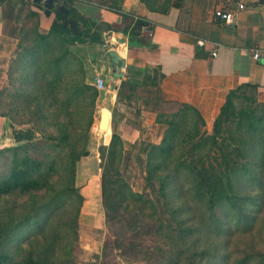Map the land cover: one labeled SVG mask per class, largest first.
Instances as JSON below:
<instances>
[{"label":"trees","instance_id":"16d2710c","mask_svg":"<svg viewBox=\"0 0 264 264\" xmlns=\"http://www.w3.org/2000/svg\"><path fill=\"white\" fill-rule=\"evenodd\" d=\"M81 2L121 11L123 0ZM143 3L166 14L174 0ZM31 5L45 12L42 3L23 1L18 16ZM64 6L69 13L56 12L48 33L40 30L41 13L29 8L9 70L15 93L0 90V115L11 122L14 141L0 149V264H75L84 203L77 168L88 155L103 94L75 50L76 38L88 34L74 19L77 0ZM69 19L75 31L65 26ZM145 26L139 21L131 35ZM157 82L156 72L144 73V84ZM240 91L228 95L212 132L192 105L159 114L166 130L148 152L145 176L155 198L135 192L124 178V144L113 134L102 175L104 204L110 215L117 211L154 228L161 253L149 248L146 264H264V106ZM5 95L15 103H3ZM241 99L249 104L239 107ZM18 110L30 117V128H15ZM22 255L24 261H16Z\"/></svg>","mask_w":264,"mask_h":264},{"label":"crops","instance_id":"0c3cea01","mask_svg":"<svg viewBox=\"0 0 264 264\" xmlns=\"http://www.w3.org/2000/svg\"><path fill=\"white\" fill-rule=\"evenodd\" d=\"M23 1L35 3L0 0V90L7 85L20 43L27 14L24 11L18 16ZM173 4L166 14L151 12L143 0H123L121 11L80 3L75 7L79 16L74 19L83 34L88 33L76 38V46L98 45L89 48L91 52L84 58L90 78L101 76L107 83L101 100L110 113V130L121 137L124 155L143 152V160L153 145L162 142L166 127L158 123L159 114H172L184 104L192 105L202 113L206 129L212 132L232 91L241 90L240 95L264 106V57L253 58L254 50L264 51V0H174ZM29 8L39 11L33 5ZM217 9L232 12L234 22L217 19ZM39 12L40 30L48 33L57 11L50 16ZM141 20L148 26L140 35H131ZM100 23L114 37L127 41L118 47L126 60L123 78L114 71L109 56L112 49L103 48L101 38L95 34ZM146 71L156 72L157 84H144ZM13 144L7 119L0 115V149Z\"/></svg>","mask_w":264,"mask_h":264},{"label":"rangeland","instance_id":"374dc122","mask_svg":"<svg viewBox=\"0 0 264 264\" xmlns=\"http://www.w3.org/2000/svg\"><path fill=\"white\" fill-rule=\"evenodd\" d=\"M57 1V8L64 6L66 2V0ZM81 1L77 0V3H80V5L87 4ZM89 1L97 4L101 0ZM95 6L100 8L97 5ZM101 9L108 10L107 8ZM28 10L29 8L26 7V11ZM111 42L115 43V40ZM97 46L95 44H89L85 47L76 46L75 50L85 57L91 52L89 50H93ZM4 88L10 89L11 93H15L10 80L7 81V85ZM2 101L3 103H15V99L13 97L10 99L8 95L3 96ZM248 104L249 102L244 99L238 101L239 107H244ZM103 109L105 108L101 100L96 111L94 126L90 132L88 155L81 159L77 168L76 188L83 195L84 203L79 217V242L75 246L76 259H74V262L75 264H146L145 258L149 248L154 249L155 256L161 253L160 244L162 240L155 235L154 228L145 226L143 225L145 224L144 222L140 223L134 217L126 216L120 212L117 213V211L112 212L111 210L112 214L110 215L104 204L102 175L107 158L106 148L111 143L114 131L111 129L109 140L107 131L110 129V113L106 110L103 111ZM2 111L6 112L7 109ZM102 112H105L107 118L105 117L100 129L99 122ZM12 115L15 116L17 122L15 128L26 129L32 126L27 124L31 121L30 117L24 115L22 111L19 114L15 112ZM21 123L25 125H21ZM105 124L106 128L104 127ZM10 126L11 122L7 119V131L12 135L13 128ZM141 154L143 152H131L124 155L123 158H126V161L122 160L121 172L135 192L147 191L151 197L155 198L153 192L146 189L147 159L143 160ZM128 155H130V158ZM86 197L90 201L86 202ZM2 208L0 203V210ZM142 225L143 227L141 228ZM23 247L28 248V245L25 244ZM24 257V255L16 257V261H24ZM151 259L154 260L153 257Z\"/></svg>","mask_w":264,"mask_h":264},{"label":"water","instance_id":"95a60500","mask_svg":"<svg viewBox=\"0 0 264 264\" xmlns=\"http://www.w3.org/2000/svg\"><path fill=\"white\" fill-rule=\"evenodd\" d=\"M35 3H43L45 7V12L48 16H50L54 11H57L58 13L67 15L69 13V10L65 6L56 7L57 0H33ZM65 26H70L72 30H75L76 22L72 19L65 21ZM97 32L100 35L101 38V44L103 48L108 49L111 48L112 50L109 51V56L111 58V63L114 66V71L117 73V76L119 78H123L122 69L126 67V60L121 56L119 52V46L126 44V39L121 38H114V33L107 29L106 25L104 23L99 24V28L97 29ZM111 42V41H114ZM105 112L101 113L100 116V122H99V128H102V124L105 119ZM106 128V124L104 125Z\"/></svg>","mask_w":264,"mask_h":264},{"label":"built area","instance_id":"2783aa9c","mask_svg":"<svg viewBox=\"0 0 264 264\" xmlns=\"http://www.w3.org/2000/svg\"><path fill=\"white\" fill-rule=\"evenodd\" d=\"M239 7H240V9L244 8L243 5H240ZM215 17L219 20L226 22V23H232V22H234V19H235L234 14L232 12L224 11L223 9L215 10ZM199 44L203 45L204 42L200 41ZM262 57H264V51L259 50V49L254 50L253 58L255 60H259ZM123 70H124V68H123ZM93 84L98 89V91H100V92H103V91L105 92L108 88L105 79H103L101 76H96L94 78Z\"/></svg>","mask_w":264,"mask_h":264}]
</instances>
